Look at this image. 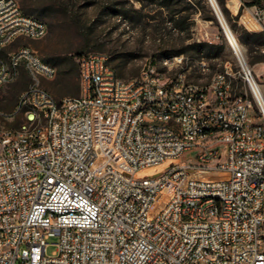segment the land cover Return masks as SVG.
I'll use <instances>...</instances> for the list:
<instances>
[{
  "label": "built area",
  "instance_id": "obj_1",
  "mask_svg": "<svg viewBox=\"0 0 264 264\" xmlns=\"http://www.w3.org/2000/svg\"><path fill=\"white\" fill-rule=\"evenodd\" d=\"M228 1L264 35V0ZM46 33L0 0V86L30 78L9 114L19 126L0 129V264H264V80L231 30L234 73L190 81L168 74L175 55L123 78L107 53L86 52L80 94L61 98L40 85L55 66L8 50Z\"/></svg>",
  "mask_w": 264,
  "mask_h": 264
},
{
  "label": "rangeland",
  "instance_id": "obj_2",
  "mask_svg": "<svg viewBox=\"0 0 264 264\" xmlns=\"http://www.w3.org/2000/svg\"><path fill=\"white\" fill-rule=\"evenodd\" d=\"M226 24L242 47L256 78L264 80V35L252 38L230 13L224 0H216ZM248 3L251 0H241ZM22 10L47 25V33L38 39L18 38L8 50L30 46L46 62L56 67L52 79H40V85L56 98L78 96L80 83L78 57L86 52H105L123 78L139 74L145 63L163 69L167 56L183 57L182 66L168 74L184 70L187 79L208 82L216 71H237L233 51L209 0H18ZM198 43L222 45L220 54L198 49ZM206 69H201V62ZM237 92L242 87L237 74L231 76ZM30 78L22 71L13 82L0 86V129L18 127L21 117L10 116ZM7 115H4V114ZM47 254L56 250V237L46 240ZM19 264V263H17Z\"/></svg>",
  "mask_w": 264,
  "mask_h": 264
},
{
  "label": "trees",
  "instance_id": "obj_3",
  "mask_svg": "<svg viewBox=\"0 0 264 264\" xmlns=\"http://www.w3.org/2000/svg\"><path fill=\"white\" fill-rule=\"evenodd\" d=\"M260 1L261 0H251V1L248 2V4L258 3ZM245 35L247 37H252V38L257 39V38H261L263 34H260V33H250L248 31H246L245 32ZM197 46H198V49L200 51H202L204 49H206V50H213L214 48H217L218 49L217 50L218 52L216 53V55L220 54L221 51L223 50V46L222 45H214L212 43H198Z\"/></svg>",
  "mask_w": 264,
  "mask_h": 264
},
{
  "label": "water",
  "instance_id": "obj_4",
  "mask_svg": "<svg viewBox=\"0 0 264 264\" xmlns=\"http://www.w3.org/2000/svg\"><path fill=\"white\" fill-rule=\"evenodd\" d=\"M209 2H210V4H211V6H212V9H213V11H214V13H215L217 19L219 20V22H220V24H221V26H222L223 31H224L225 33H227V32L229 31V27H228V25L226 24V21H225V19H224V16H223L222 12L219 10L218 6H214L212 0H209ZM220 15L222 16V19H223V20L220 18ZM222 21L225 23L226 27L224 26V24H223Z\"/></svg>",
  "mask_w": 264,
  "mask_h": 264
},
{
  "label": "bare ground",
  "instance_id": "obj_5",
  "mask_svg": "<svg viewBox=\"0 0 264 264\" xmlns=\"http://www.w3.org/2000/svg\"><path fill=\"white\" fill-rule=\"evenodd\" d=\"M213 1V4H214V6H217V1L216 0H212ZM228 4H229V6L232 8V9H234L235 8V5H236V0H229L228 1ZM220 18L222 19V16L220 15ZM223 20V19H222ZM223 22V21H222ZM223 24H224V26L226 27V25H225V23L223 22ZM231 35L234 37V35H233V33L231 32ZM231 37V36H230ZM232 38V37H231ZM234 39H235V37H234Z\"/></svg>",
  "mask_w": 264,
  "mask_h": 264
}]
</instances>
